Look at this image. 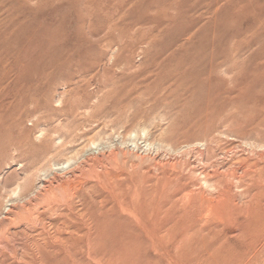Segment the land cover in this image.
<instances>
[{
    "label": "rangeland",
    "instance_id": "rangeland-1",
    "mask_svg": "<svg viewBox=\"0 0 264 264\" xmlns=\"http://www.w3.org/2000/svg\"><path fill=\"white\" fill-rule=\"evenodd\" d=\"M79 217L50 264H264V0H0V264Z\"/></svg>",
    "mask_w": 264,
    "mask_h": 264
},
{
    "label": "bare ground",
    "instance_id": "bare-ground-1",
    "mask_svg": "<svg viewBox=\"0 0 264 264\" xmlns=\"http://www.w3.org/2000/svg\"><path fill=\"white\" fill-rule=\"evenodd\" d=\"M217 13V12H216ZM228 90V89H227ZM229 91V90H228ZM227 91V92H228ZM229 93V92H228ZM226 94V93H225ZM214 97V96H213ZM207 144V143H206ZM210 152H212V151H210ZM214 161V160H213ZM239 163V162H238ZM211 165H213V164H211ZM245 165V164H244ZM211 167H213V166H210V168ZM235 167V166H234ZM213 169H215V168H213ZM230 170V169H229ZM232 170V171H231ZM230 171H227V172H225V173H227V174H220V171H219V173L218 172H215L214 170H212L211 172H207L206 170H203L202 171V176H203V180H202V182H204V185H206V186H208L207 184H209V183H211L212 182V180H217L218 179V183H219V189H220V193H222L223 191L221 190V189H223V186H224V192L222 193V196H226L227 197V195H229V193H230V191H231V187H230V185L228 184V179L229 178H233V180H236V186L237 187H244V183L246 182V180L250 177V173H249V169L247 168V166H239V167H235V169H231ZM226 171V170H225ZM230 172V173H229ZM241 173L240 175L238 174V173ZM258 173V172H257ZM76 177V176H75ZM253 177V176H252ZM175 178V177H174ZM175 180V179H174ZM230 180V179H229ZM186 182V181H185ZM225 182V183H224ZM178 184H179V182H177ZM186 183H188V182H186ZM217 183V182H216ZM235 183V182H234ZM221 184V185H220ZM60 185V184H59ZM191 185V186H190ZM194 185H196V183L194 182V184H185L184 183V181H183V183H180V186H179V190L180 191H184V193L185 194H188V199H189V201H190V198H193V193H192V189H190V188H192V186H194ZM211 185V184H210ZM216 186H218V185H216ZM222 188H221V187ZM195 188V187H194ZM214 188V187H213ZM63 189V188H62ZM219 189H217V190H219ZM50 190V189H49ZM66 191V190H65ZM177 193H178V191H177ZM182 193V192H181ZM184 193H182V194H184ZM219 193V192H218ZM176 194V193H175ZM174 194V195H175ZM179 195V194H178ZM199 195V194H198ZM47 196V195H46ZM163 196V195H162ZM180 196H183V195H180ZM184 196H186V195H184ZM184 196L183 197H181V198H184ZM221 196V195H220ZM179 197V196H178ZM190 197V198H189ZM197 198H198V196H196ZM201 197H203V195L201 196ZM161 198V197H160ZM159 198V199H160ZM168 198V197H167ZM167 198H163V199H165V200H167ZM186 199H187V197H185ZM204 198V197H203ZM205 198H207V197H205ZM146 199V198H145ZM186 199H184V200H186ZM200 199H202V198H199V199H197L196 200V203H197V201L198 200H200ZM155 200V199H154ZM153 199H152V201H153V203L155 202ZM164 200V201H165ZM169 200H170V197H169ZM176 200V199H175ZM195 200V199H194ZM206 200H208V199H206ZM216 200V199H215ZM214 200V201H215ZM221 200H225L226 201V199L224 198V199H221ZM256 200V199H255ZM151 201V202H152ZM163 201V202H164ZM179 201H180V199H179ZM188 201V202H189ZM193 201V200H192ZM212 201V200H211ZM149 202V201H148ZM151 202H149V204L151 203ZM167 202V201H166ZM169 202V201H168ZM171 202V201H170ZM170 202L169 203H166V204H169V205H171L170 204ZM199 202H201V203H203V202H205V199H204V201H203V199H202V201L200 200V201H198V203ZM207 203H208V201H206ZM205 202V203H206ZM213 202V201H212ZM228 202H229V200H228ZM178 203V201H176V203L175 204H177ZM185 203V202H184ZM210 203V202H209ZM216 204H217V202H215ZM173 204H174V201H173ZM175 204H174V206H175ZM180 204H182V203H180ZM186 204H188L187 203V201H186ZM190 204V203H189ZM195 204V203H194ZM200 204V203H199ZM199 204H197V207H196V204H195V207L196 208H198V205ZM204 204V203H203ZM231 204V203H230ZM200 205H202V204H200ZM207 205V204H206ZM213 206V204L212 203H210V206ZM161 206V205H160ZM183 206V205H182ZM186 206V205H185ZM194 206V205H193ZM208 206H209V204H208ZM208 206L206 207V208H208ZM214 206H216V205H214ZM252 206V205H251ZM168 207H170V206H168ZM203 207H205V206H203ZM176 208V207H175ZM183 209H185L184 207H182ZM191 208H194V207H191ZM211 208V207H210ZM213 208V207H212ZM258 208V207H257ZM24 209V208H23ZM22 209V210H23ZM33 209V208H32ZM190 209V208H189ZM27 210V209H26ZM34 210V209H33ZM32 210V211H33ZM50 210V209H49ZM201 210V209H200ZM199 210V211H200ZM258 210V209H257ZM12 211V209H10V213H12L11 212ZM9 212V211H8ZM27 212H29L28 210H27ZM27 212H25V213H27ZM31 212V211H30ZM52 212V211H51ZM242 212V211H241ZM255 212V211H254ZM13 213H14V210H13ZM48 213H50V212H48ZM53 213V212H52ZM8 214V213H7ZM29 214V213H28ZM37 214H39L38 213V211H37V213L35 214V215H37ZM41 214V213H40ZM61 215H62V213H60ZM20 215V213L18 214V216ZM32 215H34V214H32ZM34 215V216H35ZM65 215V214H64ZM78 215V214H77ZM9 216V215H8ZM7 216V217H8ZM11 216V215H10ZM9 216V217H10ZM20 216H22L23 217V215H20ZM29 216V219H30V215H28ZM42 216H44V215H41L40 216V219H38V215L37 216H35V217H37V220H36V218H34L33 216V218L36 220L35 222H37L38 224L37 225H40L39 226V229H40V227H44V225L46 226V224H44L45 223V221H44V225L42 226V220H41V217ZM79 216V215H78ZM82 216V215H81ZM84 216V215H83ZM87 216V215H86ZM85 216V217H86ZM193 216V215H192ZM192 216H189V217H192ZM12 217H14V216H12ZM16 217H17V214L15 215V217H14V219H16ZM27 217V216H26ZM25 216H24V218H26ZM32 217H31V219H32ZM185 217H187V216H185ZM11 218V217H10ZM18 219H19V217H17ZM23 218V219H24ZM89 218V217H88ZM247 218V217H246ZM4 219H5V217H4ZM6 219H8V218H6ZM14 219H9V222L10 223H12V222H14ZM21 219V218H20ZM33 219V220H34ZM91 219V218H90ZM90 219H88V220H90ZM193 219H194V217H193ZM49 220V219H48ZM47 220V221H48ZM86 220V219H85ZM84 219H83V217H79V221H81V222H78V220L76 221V220H71V219H69V218H67V220L66 221H69V226H71L72 228H68V237H65V239H62L61 238V234H62V229L63 228H61L60 226L62 225V223H61V225L60 226H55V231H54V235L53 236H51V238L49 237V240L48 241H43L42 243H38V241L37 240H35V238H37L38 236H40V234L38 235V233L36 234V235H38L37 237H35V235H33L34 237H32L31 236V234L30 233H33V232H35V231H37V230H32V228H30V226H29V224H30V221H29V224H28V226H29V229L27 230L28 232H29V235L28 236H30V237H32L31 239L30 238H28L30 241V243L32 242V245L30 246V248L28 247L26 250H25V254H27V252L29 251V249H30V251L32 252V253H34V252H36L35 253V256H36V254H37V256L36 257H33V259H34V261H35V263L36 264H50V259H53V258H55V257H57V256H59L60 254H65L66 256L67 255H71V254H73V253H75L76 251H77V253H78V250H80L79 248H78V246H79V243H81L82 241H84V239L86 238L87 240V243H89L88 244V253H91L92 252V248H95L96 247V249L98 250V249H100L99 248V245H100V243H99V245H97L98 243V241H96V243L94 242L95 241V239L94 238H97V237H95V232L94 231H91V230H89L88 229V231L87 232H84L83 230H82V227L80 228V226L78 225L79 223H82V224H84L85 221ZM87 220V222H89ZM183 220H184V218H183ZM19 222H21L20 220H18ZM52 221V220H51ZM65 221V220H64ZM65 221V224L67 223ZM91 221V223H89V224H92L95 220H90ZM192 221V220H191ZM209 221V220H208ZM17 223V224H20V223ZM34 222V221H33ZM86 222V223H87ZM26 223V222H25ZM24 223V224H25ZM51 223V222H50ZM95 223V222H94ZM96 223H98L97 225H99L101 222H96ZM103 223L104 222H102L101 223V225L100 226H105V225H108L107 223H104V225H103ZM16 224V225H17ZM27 224V223H26ZM64 224V223H63ZM64 224V225H65ZM68 224V223H67ZM75 224V225H74ZM190 225V224H189ZM33 226H35V223H34V225ZM32 226V227H33ZM67 227H68V225H66ZM84 226V225H83ZM91 226V225H90ZM15 227V226H14ZM38 227V226H37ZM47 227V226H46ZM64 228H65V226H63ZM66 227V228H67ZM116 227V226H115ZM115 227H111V228H115ZM110 228V227H109ZM108 228V229H109ZM191 228V227H190ZM50 230H51V228H49ZM95 229V228H94ZM93 229V230H94ZM117 229V228H116ZM98 230H101V229H98ZM43 231H44V229H43ZM46 231H49V230H46ZM96 231V230H95ZM7 232H9V231H7ZM22 232H24V231H22ZM27 232V233H28ZM50 232V231H49ZM64 232V231H63ZM64 232V233H65ZM111 232V231H110ZM115 232H116V234L118 233V231H116L115 230ZM204 232V231H203ZM45 233H47V232H45ZM51 233V232H50ZM49 233V235H51ZM64 233H63V235H64ZM100 233H102V232H100ZM104 233V232H103ZM102 233V234H103ZM107 235H108V233H106ZM109 234H111V233H109ZM27 235V234H26ZM25 234H24V237L26 236ZM66 235V234H65ZM104 235V234H103ZM107 235H104V236H106L105 238H107L106 239V241H108V243L106 242V245H108L109 247L108 248H111L114 244H113V242H115V241H117L118 239H119V237H117L116 235V238H118V239H115V237L112 235V237L115 239L114 241H111V239L110 240H108L110 237H107ZM28 236H26V237H28ZM99 236L100 237H102V235L101 234H99ZM63 237V236H62ZM27 239V238H26ZM41 239V238H40ZM31 240H35V241H31ZM39 240V239H38ZM97 240V239H96ZM185 240V239H184ZM27 241V240H26ZM112 243H111V242ZM121 241V239H119V241L117 242V243H121L120 242ZM183 241V240H182ZM6 242V241H5ZM28 242V241H27ZM29 242L27 243V244H29ZM110 242V243H109ZM181 242V241H180ZM93 243H95L94 244V246H93ZM124 243H125V241H124ZM57 244H61V245H63V247L60 249V248H58L56 245ZM110 244V245H109ZM134 244H136V243H134ZM133 244V245H134ZM91 245L93 246V247H91ZM112 245V246H111ZM121 245H123V244H121ZM125 245H126V243H125ZM111 246V247H110ZM98 247V248H97ZM102 247V246H101ZM121 247H124V245L123 246H121ZM126 247V246H125ZM124 247V248H125ZM131 247L132 246H130L129 248H130V250H129V248H128V250L129 251H131ZM135 247H137L136 249H138V246H136L135 245ZM135 247H133V248H135ZM78 248V249H77ZM132 248V249H133ZM112 249H113V247H112ZM76 250V251H75ZM96 250V251H97ZM122 251H123V249H121ZM104 251V253L103 254H105V249H102V252ZM108 251H110V250H108ZM111 251H113V250H111ZM110 251V252H111ZM127 250L125 249V252H126ZM73 252V253H72ZM98 252V251H97ZM101 251L99 250V252L98 253H100ZM124 252V251H123ZM87 253V254H88ZM106 253H107V250H106ZM114 253H116V252H114ZM135 253V252H134ZM97 254V253H96ZM96 254H95V256H94V258L96 257ZM102 254V255H103ZM110 255V253H107V255ZM29 255V254H28ZM74 255V254H73ZM71 255L74 259H75V257H76V255ZM89 255V254H88ZM92 255V254H91ZM99 255H101V254H98V256ZM106 255V254H105ZM71 257V258H72ZM89 257H91V256H89ZM77 259V258H76ZM80 260V259H79ZM188 263V262H187ZM112 264V263H111Z\"/></svg>",
    "mask_w": 264,
    "mask_h": 264
}]
</instances>
